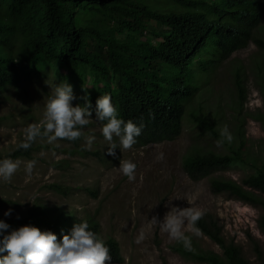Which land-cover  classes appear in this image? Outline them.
<instances>
[{
	"label": "rangeland",
	"instance_id": "rangeland-1",
	"mask_svg": "<svg viewBox=\"0 0 264 264\" xmlns=\"http://www.w3.org/2000/svg\"><path fill=\"white\" fill-rule=\"evenodd\" d=\"M135 1L160 12L180 9L172 0ZM149 24L155 26L153 20ZM115 35L123 38L124 33ZM256 35L264 38V14ZM142 37L153 44L159 39L149 30ZM238 72L244 84L243 103L235 85ZM63 80L53 73L31 79L22 75L17 84L0 87V158L16 149L24 127L42 119L43 105L50 94L47 83ZM195 81L198 90L187 102L182 130L173 139L133 144L127 150L117 148L115 156H110L100 132L103 122L96 121L94 113L83 126L80 139L49 143L37 138L31 144L29 157L11 158L20 161L11 180L0 182V220L11 228L32 225L49 230L56 235L57 242L74 223L92 220L98 224L100 238L117 240L123 257L120 263L105 261V264H206L175 251L174 247L182 243L169 240L151 222L153 216L162 220L172 207L200 208L218 221L226 242L239 245L250 264H261L260 257L264 260V231L258 225L261 208L225 192H214L210 183L229 180L249 190L244 181L259 169L264 171V50L249 42L208 73H195ZM70 85L76 97L70 103L83 105L79 85ZM198 112L214 122L215 134L196 130L192 113ZM225 125L232 138L218 147L215 141L221 139L219 132ZM89 135L94 137L91 146L85 140ZM195 153L217 156L238 153L243 162L193 180L183 163ZM161 154L162 158L157 159ZM29 160L35 164L31 173L26 174L24 164ZM121 160L136 164L133 181L129 182L119 172ZM6 209H12L7 217L3 215ZM182 231L189 237L192 250L222 255V248L202 232L194 233L187 225Z\"/></svg>",
	"mask_w": 264,
	"mask_h": 264
},
{
	"label": "trees",
	"instance_id": "trees-1",
	"mask_svg": "<svg viewBox=\"0 0 264 264\" xmlns=\"http://www.w3.org/2000/svg\"><path fill=\"white\" fill-rule=\"evenodd\" d=\"M172 1L180 9L160 12L135 0H0V87L17 84L22 75L31 79L53 73L78 84V94H87L93 108L107 93L119 118L138 123L143 117L135 144L173 139L182 130L187 102L198 90L195 73H208L249 42L264 50V38L256 35L264 0ZM148 30L159 38L155 44L142 37ZM116 33H124L123 38ZM235 85L243 103L239 72ZM192 121L198 132L215 134L214 122L202 112L192 113ZM31 150L16 148L6 156L29 157ZM236 162H243L238 153H195L183 165L191 179L199 180ZM244 182L249 190L229 180H212L210 186L259 206L258 225L264 231V171ZM86 221L100 237L98 224ZM196 227L222 248V255L198 253L183 244L175 251L206 264H250L239 245L226 242L213 216L205 214ZM104 241L108 262H122L117 240Z\"/></svg>",
	"mask_w": 264,
	"mask_h": 264
},
{
	"label": "clouds",
	"instance_id": "clouds-1",
	"mask_svg": "<svg viewBox=\"0 0 264 264\" xmlns=\"http://www.w3.org/2000/svg\"><path fill=\"white\" fill-rule=\"evenodd\" d=\"M47 84L50 94L43 105L42 119L24 127L17 149H28L37 138H44L49 143L58 139L70 142L80 139L83 136V126L89 123L92 112L96 121L103 122L100 132L107 142L105 151L108 155L115 156V149L127 150L136 143L135 138L144 128L143 117L138 123L119 118L109 94L100 95L94 108L87 94L81 97L83 105L72 106L70 102L76 97L69 83L63 80ZM219 136L221 139L215 141L218 147L232 138L226 125L220 129ZM85 140L91 146L94 137L89 135ZM160 158L162 154L157 157ZM34 164V160L25 162L26 174L31 173ZM19 165V160L7 156L0 158V182H9ZM135 169L134 162L119 161L118 170L129 182L135 179ZM205 211L194 207H172L162 220L153 216L151 222L166 233L169 240L190 248V239L182 228L187 225L192 232L198 234L196 222L205 215ZM11 212L12 209H6L3 215L7 217ZM0 253H6L0 255V264H105V261L111 260L106 242L89 229L86 220L74 223L67 234L61 235L59 242L49 230L42 231L32 225L11 228L4 220H0Z\"/></svg>",
	"mask_w": 264,
	"mask_h": 264
}]
</instances>
